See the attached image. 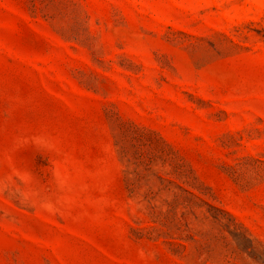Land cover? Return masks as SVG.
<instances>
[{"label":"rangeland","instance_id":"1","mask_svg":"<svg viewBox=\"0 0 264 264\" xmlns=\"http://www.w3.org/2000/svg\"><path fill=\"white\" fill-rule=\"evenodd\" d=\"M0 264H264V0H0Z\"/></svg>","mask_w":264,"mask_h":264}]
</instances>
